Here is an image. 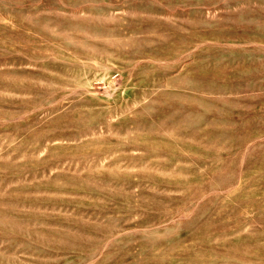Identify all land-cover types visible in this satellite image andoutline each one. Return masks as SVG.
Returning <instances> with one entry per match:
<instances>
[{"label":"rangeland","instance_id":"obj_1","mask_svg":"<svg viewBox=\"0 0 264 264\" xmlns=\"http://www.w3.org/2000/svg\"><path fill=\"white\" fill-rule=\"evenodd\" d=\"M0 264H264V0H0Z\"/></svg>","mask_w":264,"mask_h":264}]
</instances>
